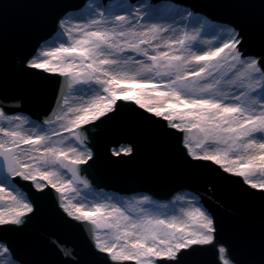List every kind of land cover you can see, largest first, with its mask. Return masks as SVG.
<instances>
[{"label":"snow or ice","instance_id":"1","mask_svg":"<svg viewBox=\"0 0 264 264\" xmlns=\"http://www.w3.org/2000/svg\"><path fill=\"white\" fill-rule=\"evenodd\" d=\"M225 6L234 16L222 23L151 0H91L78 15H56L54 42L34 45L21 61L25 72L59 85L53 102L35 122L0 111V264H37L17 245H30L24 226L41 198L58 223L87 233L94 264H196L205 246H217L218 219L198 195L177 192L159 203L93 191L90 170L137 154L131 140L101 151L85 136L119 118L118 101L133 122L175 138L187 168L259 201V259L246 264H264V0L258 11L255 0ZM6 48L0 32V53ZM7 99L17 97L0 96ZM225 252L221 244L218 255Z\"/></svg>","mask_w":264,"mask_h":264},{"label":"water","instance_id":"2","mask_svg":"<svg viewBox=\"0 0 264 264\" xmlns=\"http://www.w3.org/2000/svg\"><path fill=\"white\" fill-rule=\"evenodd\" d=\"M84 1L0 0V32L7 38L6 51L0 53V78L6 82V87L0 89V96L17 97L16 101L0 100V106L10 112L28 111L38 117L53 102L54 93L59 88L55 81L42 80L29 74L34 70L25 72L13 68L11 64L15 57L24 58L34 45L39 46L49 36L53 19L58 13L65 9L75 10L77 7L72 6L80 7ZM176 1L215 20L226 21L234 16V10L225 6L229 0ZM255 4L258 11L260 0H255ZM52 43L49 39L41 46ZM250 45L258 51V45L251 39ZM119 103L124 106L118 119L106 122L101 129L89 128L86 131L91 136L90 145L102 151L104 145L110 149L131 140L136 145L137 154L131 160L125 158L115 164L101 163L90 170L88 178L91 183L104 187L98 191L137 192L139 190L134 187L140 184L142 189L147 186L154 198L170 200L172 193L183 187L194 189L218 219L217 236L228 246L231 254L245 264L258 260L259 201H249L237 195L229 183L214 180L204 170L187 168L178 156L175 138L147 131L146 126L131 120L126 102ZM115 141L119 143H112ZM21 184L25 185L23 190L28 193L27 182ZM30 191L35 192L33 189ZM37 204V215L24 226L30 245H17L23 258L37 264H61L63 260L71 261V264H94L95 258L88 255L84 246L87 233L81 228L58 223L48 199L41 198ZM211 254L212 251L204 249L195 257L196 264H213Z\"/></svg>","mask_w":264,"mask_h":264},{"label":"rangeland","instance_id":"3","mask_svg":"<svg viewBox=\"0 0 264 264\" xmlns=\"http://www.w3.org/2000/svg\"><path fill=\"white\" fill-rule=\"evenodd\" d=\"M80 12V10L75 13L74 15H78ZM53 39V37L51 38ZM67 38L65 37V40ZM55 38L52 40V42H54ZM51 45V44H49ZM45 46V45H44ZM30 121H33L35 122V120L29 118ZM95 193H99L101 191H98V190H93ZM183 193V194H187V195H191L189 194L188 192H186L185 190H180V191H175L174 193H172V196H171V199L172 197L177 193ZM103 193L106 195V196H111L114 200H119V201H123L124 199H131L132 197L136 196V195H139V194H146V193H139V192H129V193H110V192H104ZM170 199V200H171ZM154 200H156L157 202L159 203H168L170 200H163V199H157V198H154Z\"/></svg>","mask_w":264,"mask_h":264},{"label":"bare ground","instance_id":"4","mask_svg":"<svg viewBox=\"0 0 264 264\" xmlns=\"http://www.w3.org/2000/svg\"><path fill=\"white\" fill-rule=\"evenodd\" d=\"M111 2H113V1H111ZM111 2H110V3H111ZM88 3H90V2H88ZM88 3H86L85 6H86ZM161 4H171V3L163 1V2H161ZM85 6H84V7H85ZM84 7H82V9H83ZM179 7H186V6L180 5ZM72 14H75V13H72ZM195 14H196V13H194V20L199 19V17H198V16H195ZM199 15L204 16L203 14H199ZM210 20H212V19L210 18ZM212 22H213V23H222V22L214 21V20H212ZM54 38H55V36L53 37V39H54ZM53 39H52V40H53ZM41 47H42V46H41ZM186 195H187V194H186ZM163 200H164V199H163ZM216 251H217V256H218L222 261L225 260V255H224V254H223L222 257L218 255V248H217Z\"/></svg>","mask_w":264,"mask_h":264}]
</instances>
